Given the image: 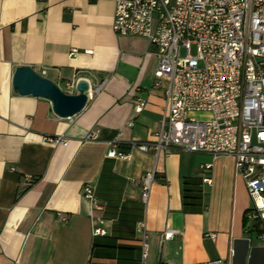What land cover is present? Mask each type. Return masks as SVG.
<instances>
[{
  "label": "crops",
  "instance_id": "crops-1",
  "mask_svg": "<svg viewBox=\"0 0 264 264\" xmlns=\"http://www.w3.org/2000/svg\"><path fill=\"white\" fill-rule=\"evenodd\" d=\"M113 16L114 0H0V264H264V240L247 231L251 202L232 158L155 157L131 147L155 139L165 103L152 89L154 47L116 35ZM19 67L44 70L67 94L80 78L91 92L104 84L62 119L47 100L16 94ZM137 99L145 101L139 114ZM109 142L128 158H107ZM204 164L210 184L201 180ZM148 172L155 179L143 205L135 180ZM87 183L103 204L95 215L104 237L91 233ZM167 230L178 234L164 241Z\"/></svg>",
  "mask_w": 264,
  "mask_h": 264
},
{
  "label": "built area",
  "instance_id": "built-area-1",
  "mask_svg": "<svg viewBox=\"0 0 264 264\" xmlns=\"http://www.w3.org/2000/svg\"><path fill=\"white\" fill-rule=\"evenodd\" d=\"M112 31L144 37L154 47L152 89L162 93L165 103L155 139L131 147L155 157L179 151L232 158L234 176L243 181L251 201L244 214L248 226L256 224L250 237L264 240V0H114ZM76 53L71 49L69 57ZM39 75L44 77L45 71ZM103 84L93 92L89 88L87 100ZM144 107L145 101L137 99L134 112L139 114ZM107 145V158H128L113 143ZM210 168L199 167L203 183H211L205 175ZM154 179V172H148L135 180L143 205ZM82 197L91 205L92 236L104 237L103 220L95 215L103 204L91 184L82 187ZM137 230L145 260L144 224L139 223ZM175 234L167 230L163 240Z\"/></svg>",
  "mask_w": 264,
  "mask_h": 264
},
{
  "label": "water",
  "instance_id": "water-1",
  "mask_svg": "<svg viewBox=\"0 0 264 264\" xmlns=\"http://www.w3.org/2000/svg\"><path fill=\"white\" fill-rule=\"evenodd\" d=\"M12 88L21 97L32 96L47 100L56 116L69 119L86 106L90 85L87 80L80 78L74 87L76 93L67 94L32 68L19 67L13 74Z\"/></svg>",
  "mask_w": 264,
  "mask_h": 264
},
{
  "label": "trees",
  "instance_id": "trees-1",
  "mask_svg": "<svg viewBox=\"0 0 264 264\" xmlns=\"http://www.w3.org/2000/svg\"><path fill=\"white\" fill-rule=\"evenodd\" d=\"M184 185H185V183H184ZM185 191H186V190L184 189V192H185ZM184 199H185V196H184ZM247 210H248V209H247ZM247 210H246V211H247ZM244 217H245V216H244ZM244 221L246 222V219H245V218H244ZM252 227H253V228L256 227V224H253V223H252L251 226H248L247 231L250 232V231H251L250 229H251Z\"/></svg>",
  "mask_w": 264,
  "mask_h": 264
},
{
  "label": "rangeland",
  "instance_id": "rangeland-1",
  "mask_svg": "<svg viewBox=\"0 0 264 264\" xmlns=\"http://www.w3.org/2000/svg\"><path fill=\"white\" fill-rule=\"evenodd\" d=\"M194 53V48H192V54ZM195 117H199L197 114H196V116ZM251 202V201H250Z\"/></svg>",
  "mask_w": 264,
  "mask_h": 264
}]
</instances>
